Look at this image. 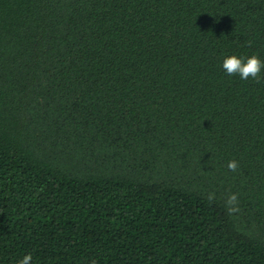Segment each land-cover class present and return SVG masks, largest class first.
Instances as JSON below:
<instances>
[{
	"label": "trees",
	"instance_id": "trees-1",
	"mask_svg": "<svg viewBox=\"0 0 264 264\" xmlns=\"http://www.w3.org/2000/svg\"><path fill=\"white\" fill-rule=\"evenodd\" d=\"M231 54L264 60V0H0V264H264Z\"/></svg>",
	"mask_w": 264,
	"mask_h": 264
},
{
	"label": "clouds",
	"instance_id": "clouds-1",
	"mask_svg": "<svg viewBox=\"0 0 264 264\" xmlns=\"http://www.w3.org/2000/svg\"><path fill=\"white\" fill-rule=\"evenodd\" d=\"M221 67L228 75H238L241 80L249 78H257L258 74L264 69V60H261L258 55L252 54L246 57L236 54L227 55L223 58ZM235 161H229L228 167L235 168ZM235 199V197H230ZM32 255L26 254L22 259L17 261V264H30Z\"/></svg>",
	"mask_w": 264,
	"mask_h": 264
}]
</instances>
